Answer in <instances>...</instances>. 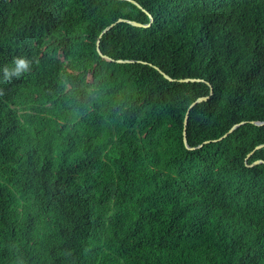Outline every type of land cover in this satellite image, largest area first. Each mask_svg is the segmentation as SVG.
<instances>
[{"label":"trees","instance_id":"obj_1","mask_svg":"<svg viewBox=\"0 0 264 264\" xmlns=\"http://www.w3.org/2000/svg\"><path fill=\"white\" fill-rule=\"evenodd\" d=\"M134 1L0 0V264H264V0Z\"/></svg>","mask_w":264,"mask_h":264},{"label":"water","instance_id":"obj_2","mask_svg":"<svg viewBox=\"0 0 264 264\" xmlns=\"http://www.w3.org/2000/svg\"><path fill=\"white\" fill-rule=\"evenodd\" d=\"M131 1L134 2V3H136L137 5H139V4H138L137 2H135L134 0H131ZM122 20H125V21H127V22H129V23H131V24L137 25V26H147V25H149V24L151 23L152 17L150 16V20H149V22H147V23H141V22H138V21H135V20L125 19V18H118V19H117V21H122ZM114 24H115V22H112V23H110L109 25H107V26L101 31L100 35H101L104 31H106L107 29H109L110 27H112ZM100 35H99V37H100ZM99 37H98V39H97V41H96V47H97L98 52L101 54V51H100V48H99ZM101 55H102L105 59H108V60H111V59H112L111 57H109V56H107V55H103V54H101ZM117 61H125V59H117ZM163 74H164V73H163ZM164 75H165L166 77H168L166 74H164ZM180 80H188V78H180ZM211 91H212V90H210V93H211ZM208 96H209V94H208V95H203V96H199V97H197L196 99H194V100L190 103V105H189L188 108H187V111H186L185 116H184V123H183V141H184V143H185V145H186L187 147H192V146H188L187 141H186V124H187L188 111H189V109H190V107H191L192 105H194V104L197 103V102H200V101H202V100L207 99ZM256 122H257L258 124H261V123H263L264 121H256ZM238 124H239V123L233 125V126L228 130V132H229L230 130H232L235 126H237ZM224 135H226V133H225ZM224 135L218 137L217 139L222 138ZM263 145H264V143L257 144V145L255 146V148H259V147H261V146H263ZM261 161H262L261 159H258V160H256V161H254L253 163L261 162Z\"/></svg>","mask_w":264,"mask_h":264},{"label":"clouds","instance_id":"obj_3","mask_svg":"<svg viewBox=\"0 0 264 264\" xmlns=\"http://www.w3.org/2000/svg\"><path fill=\"white\" fill-rule=\"evenodd\" d=\"M13 63L15 64V68L12 72H9L7 68H5V77L7 78L10 75H19L21 71L27 70L28 68V61L25 60L23 57L15 58Z\"/></svg>","mask_w":264,"mask_h":264}]
</instances>
